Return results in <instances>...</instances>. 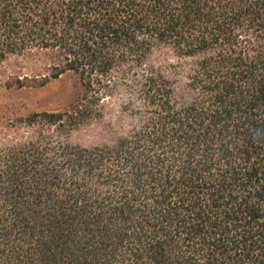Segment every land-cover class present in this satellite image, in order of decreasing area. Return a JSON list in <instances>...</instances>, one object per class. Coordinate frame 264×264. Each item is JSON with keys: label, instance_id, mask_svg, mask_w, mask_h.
I'll use <instances>...</instances> for the list:
<instances>
[{"label": "trees", "instance_id": "obj_1", "mask_svg": "<svg viewBox=\"0 0 264 264\" xmlns=\"http://www.w3.org/2000/svg\"><path fill=\"white\" fill-rule=\"evenodd\" d=\"M12 58L81 92L0 140V264H264V0H0Z\"/></svg>", "mask_w": 264, "mask_h": 264}, {"label": "rangeland", "instance_id": "obj_2", "mask_svg": "<svg viewBox=\"0 0 264 264\" xmlns=\"http://www.w3.org/2000/svg\"><path fill=\"white\" fill-rule=\"evenodd\" d=\"M24 60L12 58L0 67V140L9 132L7 129L11 124L21 119H29L35 112H52L68 108L79 99L81 88L78 85L77 77L71 75L69 80L54 81L50 86L40 89L35 88H7L4 80L10 73H15L19 67H28ZM27 72V71H26ZM107 118L93 121L95 125H87L74 133V139L83 144H93L94 140L90 130L97 127L104 128L112 118L113 109H106ZM111 115V116H110Z\"/></svg>", "mask_w": 264, "mask_h": 264}]
</instances>
